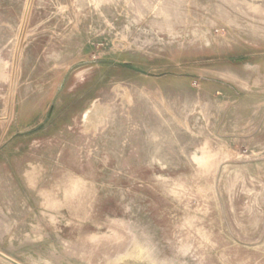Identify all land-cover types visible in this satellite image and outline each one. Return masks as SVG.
I'll return each instance as SVG.
<instances>
[{
    "label": "rangeland",
    "instance_id": "rangeland-1",
    "mask_svg": "<svg viewBox=\"0 0 264 264\" xmlns=\"http://www.w3.org/2000/svg\"><path fill=\"white\" fill-rule=\"evenodd\" d=\"M0 253L264 264V0H0Z\"/></svg>",
    "mask_w": 264,
    "mask_h": 264
},
{
    "label": "water",
    "instance_id": "water-1",
    "mask_svg": "<svg viewBox=\"0 0 264 264\" xmlns=\"http://www.w3.org/2000/svg\"><path fill=\"white\" fill-rule=\"evenodd\" d=\"M132 68H133V69H136V70H139V69L134 68V67H132ZM139 71H141V70H139ZM141 72H142V71H141ZM0 256H2L3 258L7 259L8 261H10V262H12V263H14V264H18L17 262L13 261L12 259L6 257L5 255H3V254H1V253H0Z\"/></svg>",
    "mask_w": 264,
    "mask_h": 264
},
{
    "label": "crops",
    "instance_id": "crops-1",
    "mask_svg": "<svg viewBox=\"0 0 264 264\" xmlns=\"http://www.w3.org/2000/svg\"><path fill=\"white\" fill-rule=\"evenodd\" d=\"M2 212H4V211H2ZM5 213H6L7 215L11 214L10 211H8V210H7ZM7 217H8V216H7Z\"/></svg>",
    "mask_w": 264,
    "mask_h": 264
}]
</instances>
